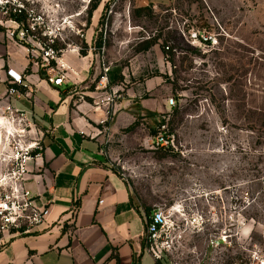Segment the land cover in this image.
Instances as JSON below:
<instances>
[{
	"label": "rangeland",
	"instance_id": "374dc122",
	"mask_svg": "<svg viewBox=\"0 0 264 264\" xmlns=\"http://www.w3.org/2000/svg\"><path fill=\"white\" fill-rule=\"evenodd\" d=\"M94 1L0 0V45L26 49L9 38L8 13L21 3L56 46L91 55L88 89L98 101L115 86L135 92L130 122L106 133L104 154L137 205L182 223L174 262L248 264L250 251L264 255V0H98L96 19L87 14ZM163 118L171 149L153 145ZM213 237L226 238L217 252Z\"/></svg>",
	"mask_w": 264,
	"mask_h": 264
},
{
	"label": "crops",
	"instance_id": "0c3cea01",
	"mask_svg": "<svg viewBox=\"0 0 264 264\" xmlns=\"http://www.w3.org/2000/svg\"><path fill=\"white\" fill-rule=\"evenodd\" d=\"M18 49L20 60L14 56ZM90 56L66 50L61 57L65 79L55 87L25 48L0 45V94L9 86L8 69L21 76L18 96L9 103L27 113L42 146L40 157L29 164L26 187L48 209L45 222L32 233L0 239V264H158L143 248L150 211L133 201L104 154L106 133L129 124L135 92L115 86L98 101L88 89L97 74L90 73L96 69ZM112 114L115 119L107 123Z\"/></svg>",
	"mask_w": 264,
	"mask_h": 264
},
{
	"label": "built area",
	"instance_id": "2783aa9c",
	"mask_svg": "<svg viewBox=\"0 0 264 264\" xmlns=\"http://www.w3.org/2000/svg\"><path fill=\"white\" fill-rule=\"evenodd\" d=\"M13 11L22 13L26 17V24L19 25L12 21L16 31L10 32L9 38L24 45L27 52L34 56L33 59L30 57L33 66L43 72L49 84L61 86L67 70L61 61L65 51L53 48L54 39L40 29L41 25L44 26L42 18L32 9L17 2ZM198 34L192 31L190 36L201 45L209 46L212 43L211 37L202 38ZM71 51L79 53L80 48L73 47ZM6 76L9 86L0 94V239L5 235L14 237L32 233L45 222L48 214L47 207L38 204L36 196L26 187L32 175L29 164L38 159L42 152L39 133L27 113L9 103L18 96L16 86L21 85V76L9 69ZM167 105H174L172 98ZM153 145L161 149L174 147V138L168 133L164 121L155 128ZM181 226L177 218L174 219L162 209L150 211L145 220L144 251L158 264H178L172 256L179 251L175 245L178 243L176 240L181 239V233L177 232ZM225 239L213 237L209 242L211 252H217ZM249 261L248 264H264V255L256 250L250 251Z\"/></svg>",
	"mask_w": 264,
	"mask_h": 264
},
{
	"label": "trees",
	"instance_id": "16d2710c",
	"mask_svg": "<svg viewBox=\"0 0 264 264\" xmlns=\"http://www.w3.org/2000/svg\"><path fill=\"white\" fill-rule=\"evenodd\" d=\"M98 4H99V1L98 0H95L93 2V4L90 6V8H89V10L87 12V14H88L89 17L92 15V12H94L97 9ZM8 15H9L8 18H9L10 21H13V22H15V23H17L19 25H25L26 24V17L22 13L18 14V13H15V12L14 13L10 12V13H8ZM101 45H102V40H101V38H99L96 41V48L100 49L101 48ZM84 46H85L84 48L86 49L87 46L86 45H84ZM149 47H150V44L146 48H144L143 50H147ZM53 48L56 51L63 50V48L56 46V44L53 46ZM79 54L82 57L86 56V53L84 51H80ZM154 121H156V120H154ZM160 124H163V121H159L156 125L158 126ZM154 135H155V132H154ZM147 211H149V210L147 209Z\"/></svg>",
	"mask_w": 264,
	"mask_h": 264
}]
</instances>
